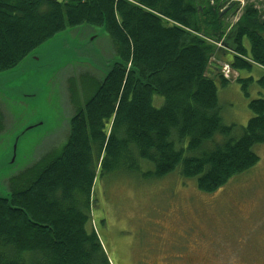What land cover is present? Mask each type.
Returning <instances> with one entry per match:
<instances>
[{"label": "trees", "instance_id": "obj_1", "mask_svg": "<svg viewBox=\"0 0 264 264\" xmlns=\"http://www.w3.org/2000/svg\"><path fill=\"white\" fill-rule=\"evenodd\" d=\"M226 0H0V72L16 67L67 28L104 27L119 60L102 80L84 79V105L59 152L10 180L0 199V264H111L92 225L97 168L196 178L214 193L257 165L264 144V97L241 135L223 121L219 90L231 80L209 72L216 43L234 51L232 68L264 66V7L248 5L228 31ZM223 53V50H219ZM225 53V52H224ZM227 54V53H225ZM219 58V55H218ZM244 94L264 72L243 78ZM0 104V132L6 128ZM217 135L224 140L217 141Z\"/></svg>", "mask_w": 264, "mask_h": 264}, {"label": "rangeland", "instance_id": "obj_2", "mask_svg": "<svg viewBox=\"0 0 264 264\" xmlns=\"http://www.w3.org/2000/svg\"><path fill=\"white\" fill-rule=\"evenodd\" d=\"M254 3L264 7V0H226L221 10L228 31ZM215 47L209 72L225 75L224 67L231 66L235 53L221 42ZM118 60L117 46L105 28L83 25L58 33L16 67L0 72V104L7 116L0 132V197L10 194L13 177L59 152L78 110L72 90L83 106V78L102 80ZM232 71L219 100L224 123L236 124L234 135L239 137L254 116L249 102L264 97V89L250 84L247 97L237 79L241 74L259 79L264 66L255 64L241 74ZM216 140L224 138L217 135ZM254 150L260 157L257 165L214 193L200 191L196 178L177 172L148 176L152 163L145 162L143 171L98 167L92 202L98 217L92 225L107 253L114 252L111 264H187V254L198 264H264V144ZM180 255L183 258H176Z\"/></svg>", "mask_w": 264, "mask_h": 264}, {"label": "flooded vegetation", "instance_id": "obj_3", "mask_svg": "<svg viewBox=\"0 0 264 264\" xmlns=\"http://www.w3.org/2000/svg\"><path fill=\"white\" fill-rule=\"evenodd\" d=\"M97 212H94V215H95V217H98L97 215ZM99 222H100V224L102 223V220H100L99 219ZM103 243V242H102ZM103 245H104V247H105V244L103 243ZM105 249H106V252L108 251V249L105 247ZM109 252V251H108ZM111 256H113L112 254H114V252H113V250L111 249ZM183 255V254H182ZM110 256V255H109ZM111 256H110V260H111V262H112V259H111ZM168 258V257H167ZM176 258H183V256H176ZM169 260H171V258H168ZM184 259H186V261H187V264H198V262L196 261V257L193 255V254H187L186 255V257L184 258ZM172 261V260H171ZM167 264H172V262H169V261H167Z\"/></svg>", "mask_w": 264, "mask_h": 264}, {"label": "built area", "instance_id": "obj_4", "mask_svg": "<svg viewBox=\"0 0 264 264\" xmlns=\"http://www.w3.org/2000/svg\"><path fill=\"white\" fill-rule=\"evenodd\" d=\"M223 72L225 74L224 76L227 79H229L232 76V74H233L232 68H231V66L229 64H226V66L224 67Z\"/></svg>", "mask_w": 264, "mask_h": 264}, {"label": "water", "instance_id": "obj_5", "mask_svg": "<svg viewBox=\"0 0 264 264\" xmlns=\"http://www.w3.org/2000/svg\"><path fill=\"white\" fill-rule=\"evenodd\" d=\"M1 200H7L10 201L11 199V194H9L8 196H4V197H0Z\"/></svg>", "mask_w": 264, "mask_h": 264}, {"label": "crops", "instance_id": "obj_6", "mask_svg": "<svg viewBox=\"0 0 264 264\" xmlns=\"http://www.w3.org/2000/svg\"><path fill=\"white\" fill-rule=\"evenodd\" d=\"M228 56H230V54H226V58H228ZM228 61V60H227Z\"/></svg>", "mask_w": 264, "mask_h": 264}, {"label": "bare ground", "instance_id": "obj_7", "mask_svg": "<svg viewBox=\"0 0 264 264\" xmlns=\"http://www.w3.org/2000/svg\"><path fill=\"white\" fill-rule=\"evenodd\" d=\"M212 57V56H211Z\"/></svg>", "mask_w": 264, "mask_h": 264}]
</instances>
